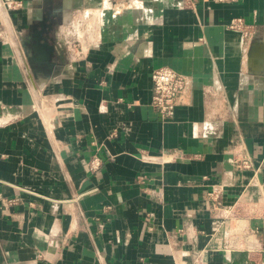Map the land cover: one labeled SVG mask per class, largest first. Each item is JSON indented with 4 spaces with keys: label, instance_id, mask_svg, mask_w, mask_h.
<instances>
[{
    "label": "crops",
    "instance_id": "crops-1",
    "mask_svg": "<svg viewBox=\"0 0 264 264\" xmlns=\"http://www.w3.org/2000/svg\"><path fill=\"white\" fill-rule=\"evenodd\" d=\"M9 1L0 264H264V0ZM162 67L188 80L170 122Z\"/></svg>",
    "mask_w": 264,
    "mask_h": 264
},
{
    "label": "built area",
    "instance_id": "built-area-1",
    "mask_svg": "<svg viewBox=\"0 0 264 264\" xmlns=\"http://www.w3.org/2000/svg\"><path fill=\"white\" fill-rule=\"evenodd\" d=\"M10 6L22 7L21 2L13 0L9 1ZM230 29L240 32L243 37H248L250 27L246 26L242 18L233 19L230 23ZM153 80V95L152 106L160 115L162 121L170 122L174 119L176 108L179 101L188 87V80L186 76L176 72L167 67H162L154 71L152 75ZM102 165V159L95 156L89 163L91 171L98 172ZM252 161L247 158L240 164V168H252ZM145 178V177H143ZM158 194V193H157ZM209 196L215 200V192L212 191ZM259 235L257 229L253 230L251 234H234L231 239V248L246 249L248 251H260L262 249L259 240L253 236ZM197 264H201V260L197 259Z\"/></svg>",
    "mask_w": 264,
    "mask_h": 264
},
{
    "label": "water",
    "instance_id": "water-1",
    "mask_svg": "<svg viewBox=\"0 0 264 264\" xmlns=\"http://www.w3.org/2000/svg\"><path fill=\"white\" fill-rule=\"evenodd\" d=\"M46 48L51 49L49 46L44 45V46H43V49H46Z\"/></svg>",
    "mask_w": 264,
    "mask_h": 264
},
{
    "label": "rangeland",
    "instance_id": "rangeland-1",
    "mask_svg": "<svg viewBox=\"0 0 264 264\" xmlns=\"http://www.w3.org/2000/svg\"><path fill=\"white\" fill-rule=\"evenodd\" d=\"M77 30V29H76Z\"/></svg>",
    "mask_w": 264,
    "mask_h": 264
}]
</instances>
